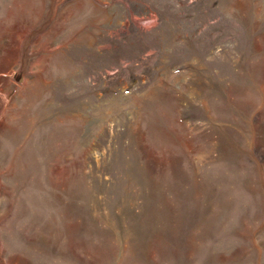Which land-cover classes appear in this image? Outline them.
<instances>
[{
  "label": "rangeland",
  "instance_id": "1",
  "mask_svg": "<svg viewBox=\"0 0 264 264\" xmlns=\"http://www.w3.org/2000/svg\"><path fill=\"white\" fill-rule=\"evenodd\" d=\"M0 264H264V0H0Z\"/></svg>",
  "mask_w": 264,
  "mask_h": 264
}]
</instances>
